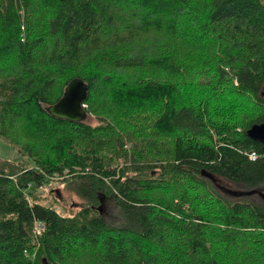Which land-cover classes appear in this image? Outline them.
Masks as SVG:
<instances>
[{"label":"trees","instance_id":"obj_1","mask_svg":"<svg viewBox=\"0 0 264 264\" xmlns=\"http://www.w3.org/2000/svg\"><path fill=\"white\" fill-rule=\"evenodd\" d=\"M74 78L96 124L47 111ZM263 85L264 0H0V137L36 166L0 160V264L264 258V207L215 187L264 183ZM65 169L72 215L34 193Z\"/></svg>","mask_w":264,"mask_h":264},{"label":"rangeland","instance_id":"obj_2","mask_svg":"<svg viewBox=\"0 0 264 264\" xmlns=\"http://www.w3.org/2000/svg\"><path fill=\"white\" fill-rule=\"evenodd\" d=\"M160 16L161 20L165 22L164 18H168L169 16ZM164 17V18H163ZM178 21H181L178 19ZM141 28V27H140ZM138 28V30L140 29ZM96 114L89 115L87 121L96 124L97 118ZM0 160L10 161V162H18L23 161V163L27 165H31V167H36L30 161L29 158L22 155L16 148H14L11 144L6 142L3 138L0 137ZM123 164H115L112 168L116 170L115 175H112L110 178L120 176V168ZM76 175L81 174L80 166H76L75 169ZM90 170V169H88ZM83 172V171H82ZM78 173V174H77ZM52 175V174H51ZM72 175L69 173V170L65 169L64 172H55L50 179L51 182L46 184L43 188L36 190L34 193L41 199L42 202H46L52 204L59 212L64 215H72L77 213L84 206L89 205V201L85 198L81 197L75 190L72 189L71 186L67 187L66 179ZM56 178H52V177ZM106 183L113 189L115 193H117L116 188L113 186L111 179H104ZM212 184V182L209 180ZM216 183V191L219 193L224 199L228 201H236V200H246L250 201L258 206L264 207V183L257 187H247L240 183L232 182L226 180L224 178H220ZM215 185V184H214ZM213 185V186H214ZM73 186V185H72ZM34 194V195H35ZM35 195V196H36ZM27 197L31 201V194L28 192ZM206 197V195H203ZM100 206H102V212L106 217L107 221L110 223L118 224L120 223L122 216L118 207L116 206L115 201L111 197H102L98 200ZM257 239L255 236L249 240V248L253 245L252 241ZM260 247V246H259ZM250 254L246 258L249 259L248 264H264V258L259 257L257 253L254 255L251 251ZM37 252L31 253L28 257L34 259L36 257ZM240 257L238 256L236 264L239 262Z\"/></svg>","mask_w":264,"mask_h":264},{"label":"water","instance_id":"obj_3","mask_svg":"<svg viewBox=\"0 0 264 264\" xmlns=\"http://www.w3.org/2000/svg\"><path fill=\"white\" fill-rule=\"evenodd\" d=\"M88 93L89 85L81 78H74L66 86L62 97L55 104L47 107V111L56 118L72 122L85 121L89 116L85 104ZM261 95L264 97V85ZM247 134L253 140L262 143L264 150V121L253 125Z\"/></svg>","mask_w":264,"mask_h":264},{"label":"built area","instance_id":"obj_4","mask_svg":"<svg viewBox=\"0 0 264 264\" xmlns=\"http://www.w3.org/2000/svg\"><path fill=\"white\" fill-rule=\"evenodd\" d=\"M258 157V155L256 154V153H252V154H250V159H252V160H255L256 158ZM51 177V176H50ZM49 177V178H50ZM52 178H56L55 176L54 177H52ZM43 228H44V223H43V221H41V220H39V219H36L35 220V232L36 233H39V232H41L42 230H43Z\"/></svg>","mask_w":264,"mask_h":264},{"label":"bare ground","instance_id":"obj_5","mask_svg":"<svg viewBox=\"0 0 264 264\" xmlns=\"http://www.w3.org/2000/svg\"><path fill=\"white\" fill-rule=\"evenodd\" d=\"M228 71V70H227Z\"/></svg>","mask_w":264,"mask_h":264}]
</instances>
